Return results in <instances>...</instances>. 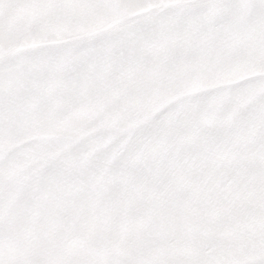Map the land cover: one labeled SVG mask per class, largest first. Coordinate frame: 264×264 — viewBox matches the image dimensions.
Returning <instances> with one entry per match:
<instances>
[{"label": "snow or ice", "instance_id": "6c2138e0", "mask_svg": "<svg viewBox=\"0 0 264 264\" xmlns=\"http://www.w3.org/2000/svg\"><path fill=\"white\" fill-rule=\"evenodd\" d=\"M28 3L0 0V25ZM127 3L135 6V0ZM55 5L97 11L113 6L111 0H55ZM257 64H264V0H185L136 17L94 41L0 57V264H45L53 241L46 229L36 245L14 235L12 209L23 203L18 189L35 205L45 186L60 189L82 176L89 211L72 217L75 226L104 224L107 178L118 176L123 187L129 176L127 156L139 147L135 138L122 144L115 125L141 91L172 77L245 71ZM225 96L235 111L218 148L205 153L206 163L191 172L190 183L180 182L175 189V213L185 228L166 226L157 216L139 232L123 236L118 248L92 233L64 264H264V75L184 98L154 121L181 106L190 109ZM84 105H95V114L76 133L7 149L12 140L58 124ZM98 122L106 126L88 134ZM55 149L62 150L54 158H42ZM116 151L121 155L105 168ZM17 166L22 167L10 176ZM157 207L160 215L169 211L163 199ZM133 238L143 251L129 247L127 240Z\"/></svg>", "mask_w": 264, "mask_h": 264}, {"label": "crops", "instance_id": "0c3cea01", "mask_svg": "<svg viewBox=\"0 0 264 264\" xmlns=\"http://www.w3.org/2000/svg\"><path fill=\"white\" fill-rule=\"evenodd\" d=\"M111 2L113 6L104 11L58 7L55 5V0H37L36 3H28L21 7L20 13L19 10H12L8 22L0 25V57L14 56L33 49L63 48L66 45L94 41L104 34L116 32L122 25L136 17L183 3L185 0H135V6H129L127 0H111ZM134 54L135 50H130V55ZM251 68L252 66H249L245 71L218 70L213 76L217 77L219 84H234L236 78L252 76ZM238 72L244 75L237 77ZM173 78L176 77L168 78L163 82L165 84L163 91L160 89L156 92V86L149 91H141L137 101L149 102L143 105H151L154 101H180L189 98L190 95H201L199 92L190 94L187 89L182 88L172 91L166 85L172 84ZM118 83V80L114 81L113 87ZM212 83L215 84L214 81ZM194 85L199 86V84ZM200 93H204V90ZM156 94H159V97L155 96ZM132 106L123 109L124 116L115 125L117 133L124 137L122 144L129 142L128 134L133 132L127 122V118L137 116L134 112H130ZM95 110V105H84L79 112L65 117L58 124L35 129L28 135L15 139L16 143L47 139L62 133H76L81 122H90L93 119ZM151 110L155 109L151 108ZM105 126L104 122H98L87 129V133L91 134ZM20 144L9 143L7 149L11 150ZM3 147L0 146V150ZM61 150L49 151L42 158L46 160L54 158ZM119 155H121L120 151L114 152L104 163V167L108 168ZM134 161L133 153L127 156L126 166L129 169V176L123 187L118 176L107 178V214L102 226L84 225L79 228L75 226L72 217L86 214L89 211V200L86 178L74 176L60 189L45 186L41 194L42 199L35 205L24 189H18L16 196L22 197L23 203L12 209L11 224L14 235L29 245H36L42 242L46 229L52 234L53 241L44 256L45 264H64V261L74 255L76 245L89 234L96 233L101 239L107 240L113 248H118L123 236L139 232L157 216L162 224L172 227V208L167 205L168 213L160 215L156 196L151 194L150 181L144 180V185L140 184ZM17 171L18 169L15 172ZM177 219L182 220V217L178 216ZM180 223L175 224L180 225ZM17 242V240L12 242L13 249ZM127 243L129 247L143 251V246L137 239H128ZM99 254L97 252V255ZM11 258L14 260L15 256Z\"/></svg>", "mask_w": 264, "mask_h": 264}, {"label": "rangeland", "instance_id": "374dc122", "mask_svg": "<svg viewBox=\"0 0 264 264\" xmlns=\"http://www.w3.org/2000/svg\"><path fill=\"white\" fill-rule=\"evenodd\" d=\"M36 2L37 0H30V3ZM14 10H19L20 13L22 9L20 7ZM251 71L252 76L264 75V64L252 65ZM243 75L244 73L238 72L237 77ZM246 78L236 79L239 81ZM213 81L215 84L212 83ZM171 82L172 84L166 86L172 91L182 88L187 89L190 94L194 92L201 94L190 95V97L202 96L204 93L219 88H229L236 83L219 84L217 77L208 74L185 78L176 77L171 79ZM194 84H199V86ZM164 87L165 84L162 82L156 85L155 91L159 92L160 89L163 91ZM202 90L204 93H200ZM155 96L159 97V94ZM177 101H154L151 105H143L149 102L137 101L130 111L137 116L127 118L128 125L133 130L131 134H128L127 140L135 138L139 144V147H134L128 155L133 153L135 156L134 168L139 173L140 184L144 185V180L148 182L149 179L151 194L156 196V201L163 199L172 208V227L181 230L185 228V224L183 218L182 220L177 219L179 215L175 213L176 186L180 182L190 183L191 172L206 163L205 153L218 148L227 122L235 111V106L225 96L208 103L201 101L190 109L181 106L177 111L154 121L157 115L151 116L150 114H159ZM16 141L13 140L10 143L20 144ZM19 168L20 166H17L13 169L11 176H15V171ZM175 223H180V225Z\"/></svg>", "mask_w": 264, "mask_h": 264}]
</instances>
